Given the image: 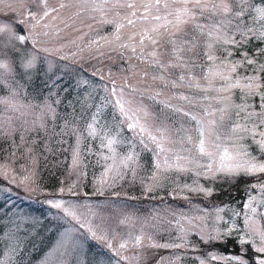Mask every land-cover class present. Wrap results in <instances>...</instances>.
<instances>
[{"label": "snow or ice", "instance_id": "snow-or-ice-1", "mask_svg": "<svg viewBox=\"0 0 264 264\" xmlns=\"http://www.w3.org/2000/svg\"><path fill=\"white\" fill-rule=\"evenodd\" d=\"M0 161V264H264V0H0Z\"/></svg>", "mask_w": 264, "mask_h": 264}, {"label": "rangeland", "instance_id": "rangeland-1", "mask_svg": "<svg viewBox=\"0 0 264 264\" xmlns=\"http://www.w3.org/2000/svg\"><path fill=\"white\" fill-rule=\"evenodd\" d=\"M50 2L51 3H53V4H56L57 2H58V0H50ZM101 31L102 32H104V33H107V32H110L111 31V26L110 25H107V26H103L102 27V29H101ZM87 39V38H86ZM109 64H111V66L113 67V70L115 71L116 70V66L120 63V61L119 60H116V61H109L108 62ZM0 162H2V161H0ZM91 174V173H90ZM47 178H50L51 176H49V175H45ZM55 178V181H52L53 183H51V184H48V185H53V184H55L57 181H56V177H54ZM43 180H44V174H43ZM157 203H158V201H157ZM35 207H39L38 205H34ZM144 207L145 208H148V207H150V205L149 204H147V203H145L144 204Z\"/></svg>", "mask_w": 264, "mask_h": 264}, {"label": "trees", "instance_id": "trees-1", "mask_svg": "<svg viewBox=\"0 0 264 264\" xmlns=\"http://www.w3.org/2000/svg\"><path fill=\"white\" fill-rule=\"evenodd\" d=\"M45 175H48L47 173H44V182L47 184L53 183L52 181H55L54 177L47 178Z\"/></svg>", "mask_w": 264, "mask_h": 264}]
</instances>
